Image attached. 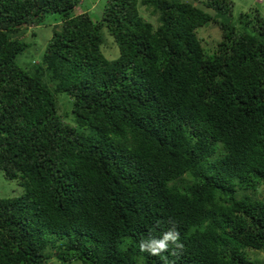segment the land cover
<instances>
[{"label":"trees","instance_id":"obj_1","mask_svg":"<svg viewBox=\"0 0 264 264\" xmlns=\"http://www.w3.org/2000/svg\"><path fill=\"white\" fill-rule=\"evenodd\" d=\"M82 3L0 0V172L36 186L0 199V264H255L243 249L264 253V16L218 23L208 53L195 32L216 22L206 10L230 17L228 0H104L96 19L72 15ZM50 17L30 72L14 35ZM173 224L177 255L140 252Z\"/></svg>","mask_w":264,"mask_h":264},{"label":"rangeland","instance_id":"obj_2","mask_svg":"<svg viewBox=\"0 0 264 264\" xmlns=\"http://www.w3.org/2000/svg\"><path fill=\"white\" fill-rule=\"evenodd\" d=\"M82 6L77 5L73 11L72 15H77L85 10L93 11L94 14H91V18H98L101 10V5L104 0H82ZM140 1V0H137ZM184 3H189L195 7H200L204 10L201 3H198L199 0H179ZM232 6V15L230 17L220 15L215 16L214 12L211 10H206L211 16L216 18V22H209L205 26L197 29L195 32L196 37L199 39L200 44L204 51L211 53L214 50L216 43L220 39V30L218 29V23L224 22L226 24H231L234 26H238L237 15L239 13L249 14V11L256 10L262 16H264V0H228ZM139 7V15L140 18L144 21L151 22L153 25L155 16H148L144 7ZM54 18H45L44 23L38 24L35 27H19L18 31L14 35V38L19 43L25 44L27 47L23 50L21 55L16 56V63L19 64L20 67H27V69L32 72V67L38 65L40 63V51L44 49L46 44L49 42L51 38V32L54 27L59 28L60 21H53ZM103 41L101 46V54L108 60L114 61L118 58L117 48L115 44L112 42V38L107 35L105 32L102 33ZM58 104H62L61 106H68L70 104L67 101H63L60 98ZM61 112V110H60ZM20 184H17V181H7L3 178L2 173L0 172V199H9L13 197L20 196L22 194H26L28 191L34 192L35 185L26 183L29 185L27 189H25L24 183L26 180H21ZM263 187L257 189V195L259 198H262ZM52 251V250H49ZM53 252V251H52ZM243 254L249 261L255 262V264H264V253L261 251H255L250 248H244ZM53 256L48 261L49 264H75L73 262L69 263H61L53 260Z\"/></svg>","mask_w":264,"mask_h":264},{"label":"clouds","instance_id":"obj_3","mask_svg":"<svg viewBox=\"0 0 264 264\" xmlns=\"http://www.w3.org/2000/svg\"><path fill=\"white\" fill-rule=\"evenodd\" d=\"M170 246L172 247V255H177V250L183 248V244L180 243V233L175 224L159 237L150 236L149 238L142 239L138 244L140 252H146L151 256H161L169 252ZM164 260L165 264H168L167 257H164Z\"/></svg>","mask_w":264,"mask_h":264}]
</instances>
